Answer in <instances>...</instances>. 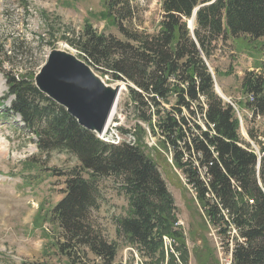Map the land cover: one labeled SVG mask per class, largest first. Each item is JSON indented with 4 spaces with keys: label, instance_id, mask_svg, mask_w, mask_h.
Returning a JSON list of instances; mask_svg holds the SVG:
<instances>
[{
    "label": "trees",
    "instance_id": "obj_1",
    "mask_svg": "<svg viewBox=\"0 0 264 264\" xmlns=\"http://www.w3.org/2000/svg\"><path fill=\"white\" fill-rule=\"evenodd\" d=\"M103 1V17L111 19L123 39L89 23L63 38L96 73L126 83L137 120L152 125L156 117L152 132L168 146L175 166L194 189L205 220L231 246L230 264H264V141L248 131L258 144L257 153L240 136L233 108L214 91L207 64L220 40L243 36L249 44L264 36V0H161L162 18L154 34L129 31L122 24L120 19L130 16L128 6L117 15L123 0ZM197 6L190 29L187 20ZM0 53L6 54L2 45ZM256 71L244 73L241 89L246 107L264 116V70ZM5 79L4 98L13 97L7 112L36 137L38 150L65 151L80 162L61 173L63 195L47 219L59 229L55 242L54 235L49 237L66 257L63 264H83L85 250L101 264H122L115 262L117 240L136 251L140 264H164L163 236L185 247L175 227L173 197L156 162L138 144L99 140L42 93L33 76L6 73ZM104 176L119 178L128 200L126 214L114 218L117 240L111 241L90 219L97 182ZM181 263L171 259L169 264Z\"/></svg>",
    "mask_w": 264,
    "mask_h": 264
},
{
    "label": "rangeland",
    "instance_id": "obj_2",
    "mask_svg": "<svg viewBox=\"0 0 264 264\" xmlns=\"http://www.w3.org/2000/svg\"><path fill=\"white\" fill-rule=\"evenodd\" d=\"M123 1L116 11L119 16L121 7H130V16L126 14L120 19L129 31L157 32L163 13L161 0ZM103 3V0H0V45L6 51L5 55L0 53V144L5 141L0 145V264H63L66 257L57 252L52 236L49 237L54 235L55 242L59 229L47 219L50 209L63 195L65 177L61 173L80 165L71 153L37 149L36 137L25 129L18 116L7 112L12 97L3 98L7 93L5 75L34 76L53 49L81 59L79 52L63 37L74 36L73 32H80L86 23L98 32L123 39L111 19L103 17ZM187 26L190 27L188 21ZM236 39L220 40L207 64L213 74L214 91L233 108L240 136L258 151V144L249 137L248 131L264 141V116L246 107L241 80L248 70L257 72L260 67L264 70V36L249 44L248 38L243 36ZM97 75L106 84L123 85L108 131L115 125L124 133L125 140L131 139L156 162L173 197L175 227L184 236L185 247L163 236L164 264H169L171 259L178 263L181 259V264H230L231 246H227L225 237L219 236L216 228L205 220L194 189L175 166L168 146L164 147L159 135L152 132L156 117L152 125L137 120L126 83ZM136 125L141 127V132ZM201 125L204 128L202 122ZM109 141L119 140L109 138ZM120 181L113 176L99 177L96 207L90 212L92 224L108 241L117 240L114 218L124 216L128 206L127 197L119 187ZM117 245L116 263L140 264L141 258L133 248L118 240ZM85 252L87 256L81 258L83 264H101L97 257Z\"/></svg>",
    "mask_w": 264,
    "mask_h": 264
},
{
    "label": "water",
    "instance_id": "obj_3",
    "mask_svg": "<svg viewBox=\"0 0 264 264\" xmlns=\"http://www.w3.org/2000/svg\"><path fill=\"white\" fill-rule=\"evenodd\" d=\"M34 83L42 93L65 107L80 125L96 134L107 127L122 88L119 82L105 84L86 62L57 49L48 53Z\"/></svg>",
    "mask_w": 264,
    "mask_h": 264
},
{
    "label": "bare ground",
    "instance_id": "obj_4",
    "mask_svg": "<svg viewBox=\"0 0 264 264\" xmlns=\"http://www.w3.org/2000/svg\"><path fill=\"white\" fill-rule=\"evenodd\" d=\"M122 87H123V85H122ZM121 89H122V88H121ZM106 140H107V139H106ZM4 142H5V141H4ZM4 142H3V143H4ZM0 143H1V142H0ZM3 143H2V144H3ZM2 144H0V145L2 146ZM2 148H4V147H2Z\"/></svg>",
    "mask_w": 264,
    "mask_h": 264
},
{
    "label": "built area",
    "instance_id": "obj_5",
    "mask_svg": "<svg viewBox=\"0 0 264 264\" xmlns=\"http://www.w3.org/2000/svg\"><path fill=\"white\" fill-rule=\"evenodd\" d=\"M110 139L113 140L112 137H110ZM117 140H119V139H117Z\"/></svg>",
    "mask_w": 264,
    "mask_h": 264
}]
</instances>
